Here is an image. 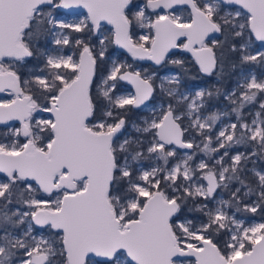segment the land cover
Masks as SVG:
<instances>
[{
  "label": "snow or ice",
  "instance_id": "snow-or-ice-1",
  "mask_svg": "<svg viewBox=\"0 0 264 264\" xmlns=\"http://www.w3.org/2000/svg\"><path fill=\"white\" fill-rule=\"evenodd\" d=\"M189 63L236 84L182 91ZM246 65L264 67V0H0V264H264V222L236 215L264 211V171L244 175L264 74Z\"/></svg>",
  "mask_w": 264,
  "mask_h": 264
},
{
  "label": "trees",
  "instance_id": "trees-1",
  "mask_svg": "<svg viewBox=\"0 0 264 264\" xmlns=\"http://www.w3.org/2000/svg\"><path fill=\"white\" fill-rule=\"evenodd\" d=\"M80 34L77 33H73V36H78ZM93 43H95V38H93ZM114 47L112 46V48L109 49V52L113 51ZM179 58H184L186 60L190 59V56L186 53H182ZM32 64H35L36 61L33 60L31 62ZM139 64H141L142 67H146L148 68L150 71H155V72H159L165 65L163 66H154V65H149V64H145L142 62H138ZM166 66H170L171 68H173L176 72L179 71V69H177L176 67H174L173 65L167 64ZM254 65H246L245 68L248 67H253ZM188 67V71L186 74L183 75L182 77V81H181V86H184L188 83H202L205 86V89H213L214 87H219L221 88L222 91H229L232 87L235 86L236 84V80H237V73H226L224 78L220 81L217 80L216 76H206L202 73H200L198 71V67L195 66L193 63H189L187 65ZM244 68V69H245ZM239 70V69H238ZM237 70V72H238ZM155 98H158L162 101H167V97L162 95L161 93H159L158 91H156V93L154 94ZM209 104H214L216 106H221V105H227V102L223 99V96H220L219 98H213L212 101H210ZM138 118V114L134 111H132L131 113H129V117L128 120H137ZM0 130H2V128H0ZM239 149L241 152H245L247 151H251V149H246L244 146H239ZM197 158V156H196ZM253 168H258L261 169L262 171H264V159H260L257 157H252L251 160L247 163V169L248 171H246L245 175V179L254 185V178H253V174L251 173V169ZM233 186H239L238 184H233ZM224 197H226L227 199L230 198V196H228L227 192H224ZM256 200V196L252 195L249 197L245 198V203L251 204L253 202H255ZM247 215H250L251 217L254 218H264V211H260L258 210L257 213H251V212H241ZM187 215L191 218L193 216L199 215L198 213H187ZM221 240L223 239H227L226 236H222L220 237Z\"/></svg>",
  "mask_w": 264,
  "mask_h": 264
},
{
  "label": "rangeland",
  "instance_id": "rangeland-1",
  "mask_svg": "<svg viewBox=\"0 0 264 264\" xmlns=\"http://www.w3.org/2000/svg\"><path fill=\"white\" fill-rule=\"evenodd\" d=\"M137 2H142V0H137ZM85 14L83 13V12H81V15H74V14H69L68 12H66V11H64V10H60V18L61 19H65V20H67V21H69V22H71V21H73V20H78V19H83V16H84ZM112 52V51H111ZM181 55V52H179V51H176L175 52V56H176V58H179V56ZM255 71L256 73H257V75L259 76V75H261V74H264V67H259V66H253V67H248V68H245L244 69V71L245 72H247V71ZM176 71L173 69V68H171L170 66H164L161 70H160V72L158 73V76L159 77H162V76H165V75H168V74H170V73H175ZM238 72H239V70H238ZM237 72V73H238ZM156 83H157V85L159 84V79H157V81H156ZM125 87L126 88H128L129 90H131L127 85H125ZM181 87V90L182 91H192V92H194L195 90H197V89H200V88H204L205 89V86H204V84H202V83H195V84H186V85H184V86H180ZM233 88V87H232ZM231 88V89H232ZM230 89V90H231ZM157 91L159 92V93H161L160 92V90H159V88L157 87ZM162 94V93H161ZM163 95V94H162ZM165 103V106H166V102L167 101H161L160 99H158V98H154L152 101H150L149 103L150 104H160V103ZM229 106L228 105H221V106H216V105H214V104H209L208 105V110L209 111H212V110H220V111H226L227 110V108H228ZM141 111H143V114L142 115H140L139 117H138V120H141V118L142 117H144V116H147V115H149V113L147 112V111H145V110H142V109H140ZM245 111H248V109H246ZM234 120H235V116H234V114L231 116V117H226V116H222L221 117V121H223V122H234ZM133 123H139V122H132V123H130L129 125H128V128H126V130H125V135H131V133H130V131H132V132H134L133 131V129H132V124ZM221 126V123L220 122H218L217 123V126H216V128L217 129H219V127ZM135 133V132H134ZM196 142L197 143H200V137L198 136V138L196 139ZM235 151V150H234ZM239 151H240V149H239ZM180 153H183V152H185V151H179ZM241 152V151H240ZM201 158H205L206 159V157L204 156V154L202 153V152H200V153H198L197 154V158H195V161L196 162H198ZM257 171H262L261 169H258V168H255ZM251 173H252V171H251ZM235 187H238V186H233L232 185V189L234 190L235 189ZM224 192H227L228 193V196H230V194H229V192L228 191H223V190H220V189H218L217 190V194H216V196H217V199H220V198H223V199H227L226 197H224ZM236 215H237V217L238 218H240V219H244L245 221H246V223H259V222H264V218H262V219H260V218H254V217H251L250 215H247V214H244V213H241V212H238V213H236Z\"/></svg>",
  "mask_w": 264,
  "mask_h": 264
},
{
  "label": "flooded vegetation",
  "instance_id": "flooded-vegetation-1",
  "mask_svg": "<svg viewBox=\"0 0 264 264\" xmlns=\"http://www.w3.org/2000/svg\"><path fill=\"white\" fill-rule=\"evenodd\" d=\"M182 54V53H181ZM186 54H188V53H186ZM126 55V54H125ZM189 55V54H188ZM190 56V55H189ZM129 60H130V57H129ZM140 62H142V61H140ZM142 63H145V64H149V65H152V64H150V63H146V62H142ZM141 65V64H140ZM144 68H146V67H144ZM160 72V71H159ZM158 72V73H159ZM157 73V74H158ZM188 84H191V83H188ZM155 98V97H154ZM162 101V100H161ZM134 112H136L137 114H138V117L140 116V115H142L143 114V111H141L140 109H136V110H133ZM132 122H140V120H138V118H137V120H134V119H132V120H128V125L130 124V123H132ZM128 125L126 126V128H128ZM0 128H2V126H0ZM130 133H131V136H135V135H137L136 133H134V132H132V131H130ZM198 138V136L196 137V139ZM188 151H195V149H192V150H188ZM196 158V157H195Z\"/></svg>",
  "mask_w": 264,
  "mask_h": 264
},
{
  "label": "water",
  "instance_id": "water-1",
  "mask_svg": "<svg viewBox=\"0 0 264 264\" xmlns=\"http://www.w3.org/2000/svg\"><path fill=\"white\" fill-rule=\"evenodd\" d=\"M62 10L68 12L69 14H74V13H81V12H83V13L86 15L85 10H83V9H62ZM113 47H115V46H113ZM189 55H190V54H189ZM142 62H146V63H150V64H151L150 61H142ZM127 86L131 89V86H130V85H127ZM179 151H188V150L180 149Z\"/></svg>",
  "mask_w": 264,
  "mask_h": 264
}]
</instances>
